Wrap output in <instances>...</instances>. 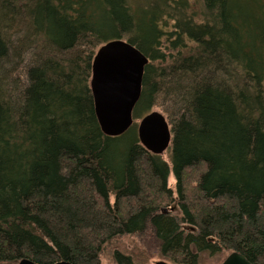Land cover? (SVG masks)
Instances as JSON below:
<instances>
[{
  "label": "trees",
  "instance_id": "obj_1",
  "mask_svg": "<svg viewBox=\"0 0 264 264\" xmlns=\"http://www.w3.org/2000/svg\"><path fill=\"white\" fill-rule=\"evenodd\" d=\"M117 39L149 62L134 124L112 137L91 79ZM161 98L166 159L136 123ZM124 235L175 264H264V0H0V264H100ZM141 251L114 258L146 264Z\"/></svg>",
  "mask_w": 264,
  "mask_h": 264
},
{
  "label": "water",
  "instance_id": "obj_2",
  "mask_svg": "<svg viewBox=\"0 0 264 264\" xmlns=\"http://www.w3.org/2000/svg\"><path fill=\"white\" fill-rule=\"evenodd\" d=\"M149 59L131 43L118 39L101 46L92 67L91 87L102 129L110 136L124 133L133 124V110L141 93L145 66ZM138 134L154 154L164 153L172 134L166 117L159 111L145 116ZM19 264H34L22 260ZM57 264H71L58 262ZM156 264H170L158 261ZM222 264H252L242 253L232 252Z\"/></svg>",
  "mask_w": 264,
  "mask_h": 264
},
{
  "label": "rangeland",
  "instance_id": "obj_3",
  "mask_svg": "<svg viewBox=\"0 0 264 264\" xmlns=\"http://www.w3.org/2000/svg\"><path fill=\"white\" fill-rule=\"evenodd\" d=\"M138 1L141 2L142 0H138ZM19 36H21V35H18V37ZM24 47H26L27 49L29 48V46H27V45H24ZM19 51H20V49L17 50V53ZM40 55H41V52L39 53V56ZM16 82H18V81H16ZM163 96L165 97L164 94L161 95V97H163ZM162 104L169 105L168 102H166L163 98H161L160 101H158V105L153 107L152 110L161 111L160 105H162ZM152 110L149 109L148 111H152ZM140 121H141L140 118H137L136 123L138 124ZM167 154L168 153L165 152V154L163 156L165 159L167 157ZM175 182H176V179H175L174 175H171L169 177V186L172 187ZM172 188L174 190L176 189V187H172ZM174 195L176 198L178 197L177 191H174ZM176 204H177V202H175L173 205H170L169 207H167V210L168 209L173 210L174 213L177 212ZM184 229H188V228H186V226L184 225ZM153 241L154 240H153L152 236H141V235H124V236L114 238L113 240H110L109 242H107L105 244L106 247L104 248V250L101 254V263L100 264H117V262L114 258V251L115 250L116 251L119 250L120 252L125 253V254L131 253V254L136 255L138 253V251H141V247L143 245H145L146 247H149L152 250V251L147 252L148 255L151 254V257L149 258V261L146 264H156L160 260H165V261L169 262L170 264H175L172 259H169L167 257L164 258L162 255H160V253L155 252V251H158L157 250L158 248H157V244L155 246H152ZM228 253L229 252H220L218 254H211L208 257H206L203 262L200 261L199 264H222V262L228 256ZM140 261L146 262V259L144 257H141Z\"/></svg>",
  "mask_w": 264,
  "mask_h": 264
},
{
  "label": "bare ground",
  "instance_id": "obj_4",
  "mask_svg": "<svg viewBox=\"0 0 264 264\" xmlns=\"http://www.w3.org/2000/svg\"><path fill=\"white\" fill-rule=\"evenodd\" d=\"M117 40H118V39H117ZM112 41H113V40H112ZM125 41H126V40H125ZM127 42H128V41H127ZM129 43H130V42H129ZM132 45H133V44H132ZM133 46H134V45H133ZM134 47H136V46H134ZM136 48H137V47H136ZM137 49H139V48H137ZM139 50H140V49H139ZM95 57H96V55H95ZM146 57H147V56H146ZM147 58H148V57H147ZM94 60H95V58H94ZM93 64H94V61H93ZM147 64H148V63H147ZM145 67H146V66H145ZM142 87H143V84H142ZM91 88H92V87H91ZM141 94H142V93H141ZM140 98H141V97H140ZM139 100H140V99H139ZM138 102H139V101H138ZM136 105H137V104H136ZM135 107H136V106H135ZM134 109H135V108H134ZM155 111H156V110H155ZM152 112H154V111H152ZM152 112H150V113H152ZM133 113H134V110H133ZM150 113H149V114H150ZM162 114H163V113H162ZM147 115H148V114H147ZM147 115H146V116H147ZM163 115H164V114H163ZM164 116H165V115H164ZM97 117H98V114H97ZM144 117H145V116H144ZM144 117H143V118H144ZM165 117H166V116H165ZM143 118H142V119H143ZM142 119H141V121H142ZM98 120H99V117H98ZM166 120H167V118H166ZM134 121H135V119H134V116H133V124H134ZM141 121L139 122V125H140ZM167 122H168V121H167ZM99 123H100V120H99ZM168 123H169V122H168ZM133 124H132V125H133ZM132 125H131V126H132ZM139 125H138V128H139ZM100 126H101V128H102L101 123H100ZM131 126H130V128H131ZM169 127H170V124H169ZM130 128H129V129H130ZM129 129H128V130H129ZM170 129H171V127H170ZM128 130H126L125 132H127ZM102 131H103V129H102ZM125 132H124V133H125ZM103 133H104L105 135H107V136H110V135H108V134H107L106 132H104V131H103ZM124 133H122V134H124ZM122 134H121V135H122ZM171 134H172V130H171ZM138 135H139V134H138ZM118 136H120V135H118ZM112 137H116V136H112ZM139 138H140V140H141L142 145H143L146 149L149 150V148H148L147 145L143 142V140H142V138H141L140 135H139ZM172 140H173V135H172ZM172 142H173V141H171V144H172ZM170 146H171V145H170ZM169 148H170V147H169ZM169 148H168V149H169ZM168 149H167V150H168ZM167 150H166V151H167ZM166 151H165V152H166ZM150 152H151V151H150ZM165 152H164V153H165ZM164 153H162V154H164ZM162 154H157V155H162ZM229 255H230V254H229ZM244 256H245V255H244ZM25 259H27V258H25ZM23 260H24V259H23ZM21 261H22V260H21ZM21 261H20V262H21ZM27 261L32 262V263H34V264H38V263L32 261L31 259H27ZM20 262H19V263H20ZM58 262H59V261H58ZM58 262H56V263H54V264H57ZM60 262H63V261H60ZM66 262H69V261H66ZM70 263H71V262H70ZM71 264H72V263H71ZM252 264H253V263H252Z\"/></svg>",
  "mask_w": 264,
  "mask_h": 264
}]
</instances>
